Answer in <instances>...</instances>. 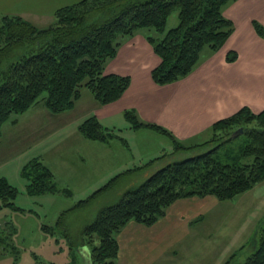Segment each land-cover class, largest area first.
<instances>
[{
	"label": "trees",
	"instance_id": "trees-1",
	"mask_svg": "<svg viewBox=\"0 0 264 264\" xmlns=\"http://www.w3.org/2000/svg\"><path fill=\"white\" fill-rule=\"evenodd\" d=\"M232 1L79 0L58 7L45 27H37L19 15L0 14V137L3 124L15 121L13 114L33 105L41 104L53 114L70 110L82 87L99 104L117 100L130 77L105 72L106 62L142 28L154 31L143 33L159 57L150 71L152 80L163 85L184 77L205 51L219 49L233 31L232 20L223 13V7ZM173 10H177V23L165 30ZM252 25L264 38V25L256 20ZM236 56V51L229 50L226 59L232 61ZM123 115L133 128L149 127L168 135L173 152L186 156L164 162L142 182L125 189L116 201L100 206L78 238L70 239L65 230L69 253L85 257L80 248L87 247L88 264H118L116 236L128 221L150 225L177 198L210 194L225 200L264 181V109L254 112L244 105L214 121L208 128L210 137L192 144H183L159 124L141 120L134 109H125ZM239 127L242 141L234 147L232 133ZM77 130L87 139L107 143L117 138L126 145L124 138L101 125L95 115L83 119ZM145 165L114 175L74 206L87 204L120 175ZM21 173L31 194L71 195L68 188L58 187L52 170L39 157L25 162ZM15 196L16 188L0 177V208L21 210L14 204ZM41 228L49 234L54 230L45 224ZM14 230L11 224L0 226V254L15 248L11 241ZM252 243L254 250L241 264H264V223ZM76 261L73 257L71 264ZM228 263L226 260L224 264Z\"/></svg>",
	"mask_w": 264,
	"mask_h": 264
},
{
	"label": "rangeland",
	"instance_id": "rangeland-1",
	"mask_svg": "<svg viewBox=\"0 0 264 264\" xmlns=\"http://www.w3.org/2000/svg\"><path fill=\"white\" fill-rule=\"evenodd\" d=\"M77 1L79 0H52L57 3V7ZM176 23L177 10H173L167 18L165 30ZM140 32L151 34L154 31L152 28H142ZM90 94L88 89L82 87L77 104L70 110L53 114L37 104L19 114H13L16 124L10 121L3 124L0 137V177H5L16 188L14 204L22 209L0 208V226L11 224L15 229L11 235L15 248L0 254V264H71L73 257L77 264H84V257L69 253L65 230L70 239L78 238L82 227L94 218L100 206L116 201L125 189L142 182L151 173H145L151 166L152 162L148 163L150 159L159 154H169L166 157L170 158L161 161L163 163L186 156L172 152L173 146L169 138L154 130L151 131L158 136L156 140L154 134L151 138L148 136L143 139L142 133H134L128 128V123L122 125L125 120L123 117L103 119L101 123H113L116 126L109 127H115L114 131L127 139L131 146L133 143L139 146L131 149L133 155H129V150L116 139H112L109 144L112 158L93 152V143L84 138L76 127L89 113L91 101L88 98H92ZM38 108L42 110L37 111ZM30 109L34 111L31 117L36 115V118L29 116L32 112ZM45 110L47 113L44 116L42 111ZM208 137L209 131L183 144L200 142ZM233 137L232 145L236 147L242 141L241 132ZM143 141L146 142L145 146ZM155 142L157 145H164L162 150H155ZM33 157H39L57 173L58 169L55 182L59 188H68L71 195L67 196L62 192L29 193L21 168ZM123 160V168L118 166L111 169L116 164L122 165ZM161 162L159 163L162 164ZM144 164L143 169L120 175L109 189L87 204L74 206L78 200L86 198L116 173ZM212 200L203 219L194 222L187 229L189 235L175 246L179 245L170 264H224L226 260H229L228 264H241L254 250L253 239L264 223V181L232 198L218 200L213 197ZM240 200L244 204H240ZM67 209L69 210L63 214ZM250 209L257 213L250 215ZM42 224L54 227L53 233L44 232ZM230 237L231 242L225 244ZM97 242L96 238L94 243ZM172 253H169L170 258ZM162 263L166 264L164 260Z\"/></svg>",
	"mask_w": 264,
	"mask_h": 264
},
{
	"label": "crops",
	"instance_id": "crops-1",
	"mask_svg": "<svg viewBox=\"0 0 264 264\" xmlns=\"http://www.w3.org/2000/svg\"><path fill=\"white\" fill-rule=\"evenodd\" d=\"M57 6L52 0H0V14L19 15L37 27H45L53 20ZM223 13L234 25L224 44L216 51L204 53L187 75L167 84H156L151 78L150 71L159 63V57L154 53L143 33L138 32L125 40L118 47L115 55L107 60L105 72L128 75L129 85L117 100L106 104L97 103L90 94L92 98L88 100L93 104L89 101L88 115H95L100 123L103 119L111 120L118 117L127 120L123 111L134 109L141 120L161 125L177 140L186 143L194 137L205 134L214 121L236 112L244 105L254 112L264 109V38L257 35L252 25V20L264 25V0H235L223 7ZM229 50L237 53L232 61L226 59ZM76 104L75 102L74 106ZM40 110L42 108H38L37 111ZM29 111H32L29 116H33L34 111L31 109ZM42 113L45 116L47 112L45 110ZM34 116L31 118L37 117ZM125 120L122 125L128 123V128L134 133H142L143 139L148 136L151 138L154 134L153 130L159 132L149 127L133 128L129 122H124ZM14 123L16 124L17 121ZM101 125L120 136L114 131L115 127H109L116 126L113 123H101ZM161 134L168 137L172 144L168 135ZM154 137L155 140L158 138L156 134ZM88 140L93 143L91 147L93 152L112 158L109 151L110 142ZM125 141L126 145L122 144L132 156L131 149L139 146H135L134 143L131 146L127 139ZM143 143L145 146L146 142ZM162 146L164 145H157L155 142L154 148L159 151L162 150ZM163 154L156 156L162 155L152 161L145 173L152 172L161 165L159 162L170 158V156L166 157L169 154ZM45 164L53 171L56 178L59 170L57 169V173L48 163ZM124 164L123 160L122 165L116 164L111 169L118 166L123 168ZM150 167L153 168L149 170ZM81 180L85 182L83 178ZM213 197L215 196L209 194L177 198L167 206L165 213L150 225L128 221L116 236L117 263L163 264L164 260L166 264H170L179 245L175 246L189 235L187 229L194 222L203 219V214L209 209ZM239 203L244 204L242 200ZM251 210H249L250 215L257 213ZM231 240L232 237L228 238L225 244H229ZM80 249L85 255L84 264H88V248ZM171 251L172 258L169 254Z\"/></svg>",
	"mask_w": 264,
	"mask_h": 264
},
{
	"label": "water",
	"instance_id": "water-1",
	"mask_svg": "<svg viewBox=\"0 0 264 264\" xmlns=\"http://www.w3.org/2000/svg\"><path fill=\"white\" fill-rule=\"evenodd\" d=\"M242 132V128L239 127L237 130H235L233 133H232V136H235L237 135L238 133Z\"/></svg>",
	"mask_w": 264,
	"mask_h": 264
}]
</instances>
